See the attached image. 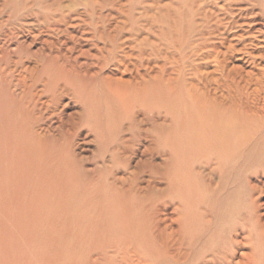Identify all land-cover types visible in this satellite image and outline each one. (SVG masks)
I'll use <instances>...</instances> for the list:
<instances>
[{
	"label": "bare ground",
	"instance_id": "6f19581e",
	"mask_svg": "<svg viewBox=\"0 0 264 264\" xmlns=\"http://www.w3.org/2000/svg\"><path fill=\"white\" fill-rule=\"evenodd\" d=\"M211 1L191 6L209 21L202 45L218 54L208 36L235 5L253 4L264 20V0ZM229 64L223 58L185 78L174 67L132 62L130 80L104 78L115 105L102 116L89 71L49 68L42 89L34 72L14 77L18 103L0 105V264L98 263L83 255L86 246L110 264L113 245L124 243L128 264H137L129 246L142 264H264V66L246 75ZM61 84L83 115L43 104L41 96L49 99ZM85 128L94 138L80 139ZM79 140L97 145L92 168L76 153ZM152 214H165L163 225L152 224ZM76 227L81 235H70Z\"/></svg>",
	"mask_w": 264,
	"mask_h": 264
},
{
	"label": "rangeland",
	"instance_id": "374dc122",
	"mask_svg": "<svg viewBox=\"0 0 264 264\" xmlns=\"http://www.w3.org/2000/svg\"><path fill=\"white\" fill-rule=\"evenodd\" d=\"M191 1L0 0V20L6 30L0 32V105L4 101L12 106L18 103L21 90L13 80L14 77L25 76L26 71L37 75L40 89L46 83L49 68H64L75 75L76 72L85 75L89 71L94 84L96 112L105 115L115 103L109 105L112 99L110 93V98L106 99L104 78L116 85L121 80H130L135 74L132 62L147 66L150 61L159 69L174 67L176 75L181 76V71L185 78L195 77L196 69L197 76L214 70L217 61L223 58L229 59V68L246 75L252 67L264 66V20L253 4L235 5L234 12L222 16L225 24L221 31L213 36L207 35L213 40L212 44H218L221 52L218 54L211 45H202V31L209 21L206 23L193 14ZM204 1L207 0H199V3L203 4ZM211 2L226 4L224 0ZM45 14L49 21H44ZM214 23L218 28V22ZM255 55L256 59L253 58ZM142 56H145L144 61H140ZM181 79L179 84L183 89L184 78ZM46 95L41 96L43 104L59 106L61 111L68 113L75 109L83 115L79 99L62 84L53 95H49V99ZM182 97L181 101L185 103L187 97ZM59 100H63V103L56 105ZM66 104L70 105L67 109L64 108ZM99 124L101 131L105 132L108 119ZM85 130L80 133V139L90 132ZM90 134L91 139L94 138L95 134ZM79 143V149L75 148L78 157L80 160L82 158L84 166L92 168L99 159L97 145L94 142L85 145L82 140ZM148 217L152 224L163 225L160 219L167 216L161 214L158 219L156 214H152ZM74 233L81 235V228L76 227L70 235ZM152 233L159 242L158 229H152ZM122 245H113V252L118 253L114 256L110 254V264H128L122 260L128 245ZM150 245L153 247L154 239ZM93 248L84 247L83 255L89 257L86 253L91 252L92 260L94 258L98 262L94 263L100 264L96 253L98 250L92 252ZM127 249L128 259L142 264L132 255L133 246ZM139 250L146 258L145 252L141 248ZM137 257L143 259V256Z\"/></svg>",
	"mask_w": 264,
	"mask_h": 264
}]
</instances>
